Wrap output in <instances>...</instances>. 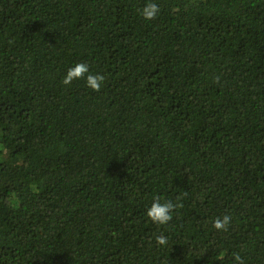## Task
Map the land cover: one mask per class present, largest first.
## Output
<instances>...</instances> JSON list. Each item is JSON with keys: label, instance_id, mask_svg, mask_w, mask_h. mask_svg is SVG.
<instances>
[{"label": "trees", "instance_id": "obj_1", "mask_svg": "<svg viewBox=\"0 0 264 264\" xmlns=\"http://www.w3.org/2000/svg\"><path fill=\"white\" fill-rule=\"evenodd\" d=\"M233 253L264 264V0H0V264Z\"/></svg>", "mask_w": 264, "mask_h": 264}, {"label": "clouds", "instance_id": "obj_2", "mask_svg": "<svg viewBox=\"0 0 264 264\" xmlns=\"http://www.w3.org/2000/svg\"><path fill=\"white\" fill-rule=\"evenodd\" d=\"M160 8L154 2H148L143 9L140 10V15L146 21L154 20L159 13ZM85 80L86 87L93 92H99L101 86L105 82V76L101 74H92L89 70V65L86 63H77L69 68L66 75L62 79L64 86L70 85L74 80ZM181 204H174L170 200L162 202L161 197L154 198L153 203L146 212L147 219L157 226H165L173 219V213ZM232 217L224 215L222 218L217 217L212 224V227L217 231L226 232L230 225ZM156 244L163 247L168 244V239L161 233L156 237ZM234 264H243L239 253H233Z\"/></svg>", "mask_w": 264, "mask_h": 264}]
</instances>
